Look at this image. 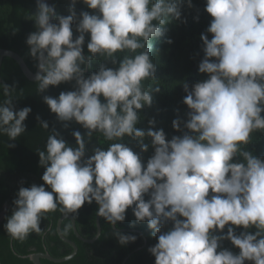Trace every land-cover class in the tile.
Wrapping results in <instances>:
<instances>
[{"label":"trees","instance_id":"trees-1","mask_svg":"<svg viewBox=\"0 0 264 264\" xmlns=\"http://www.w3.org/2000/svg\"><path fill=\"white\" fill-rule=\"evenodd\" d=\"M43 77L5 57L0 258L264 264V0H53ZM45 6L0 0L36 70ZM74 45H76L74 47ZM8 87H7V85ZM116 211V228L113 226ZM146 239V244H145ZM145 244V246H143Z\"/></svg>","mask_w":264,"mask_h":264},{"label":"water","instance_id":"water-1","mask_svg":"<svg viewBox=\"0 0 264 264\" xmlns=\"http://www.w3.org/2000/svg\"><path fill=\"white\" fill-rule=\"evenodd\" d=\"M37 4L41 5V6H45L47 9V15L43 18V20L41 21L40 24V47H39V52H38V62H37V68L36 70H32L29 65L27 64V62L25 61V59L17 52L10 50V49H6V48H1L0 47V83H5V81L2 79L1 77V68H2V64H3V60L5 57H11L14 60L17 61V63L19 64V66L21 67L23 73L25 74V76L30 79L31 81H38L40 80L43 75L45 74L46 71V65L48 64H52L56 61H58L61 57L55 58L53 60H50L48 58V47H49V39H50V35H51V31H52V27H53V21L55 18V6L53 4V0H34ZM76 45H74L75 47ZM7 85V84H6ZM8 87V85H7ZM106 207H111L113 209V206L110 205L106 199L103 200V202L101 203V205L98 208L97 214H96V227H97V231H96V235L93 238H86L83 235L80 234L77 225H76V219L75 217L70 214H64L62 215L57 222V232L60 236L61 239H63L64 241H66L67 243H69L73 250L69 255H66L64 257H55L53 255H51L48 251H44V252H36V253H31L29 255H27L26 257H29L34 264H43L42 263V259H48L54 262H64L67 260L72 259L79 250V247L77 245V243L71 239H69L68 237H66L62 231V223L65 219H70L72 222V226H73V230L74 233L76 234V236L82 240L83 242L86 243H94L99 236L101 235V231H102V225H101V215H102V211L104 208ZM116 211L114 212V220H113V226L114 228H116ZM145 244H146V239H145ZM145 244L143 246H145ZM142 247H139L137 249H135L134 251H132L125 259L123 264H126L128 258L136 251L140 250ZM0 264H3L1 258H0Z\"/></svg>","mask_w":264,"mask_h":264}]
</instances>
